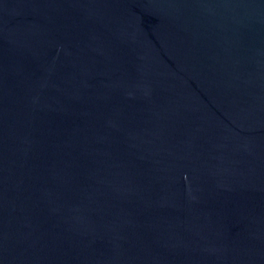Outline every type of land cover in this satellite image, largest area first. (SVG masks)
<instances>
[{
    "label": "water",
    "instance_id": "water-1",
    "mask_svg": "<svg viewBox=\"0 0 264 264\" xmlns=\"http://www.w3.org/2000/svg\"><path fill=\"white\" fill-rule=\"evenodd\" d=\"M0 264H264V0H0Z\"/></svg>",
    "mask_w": 264,
    "mask_h": 264
}]
</instances>
